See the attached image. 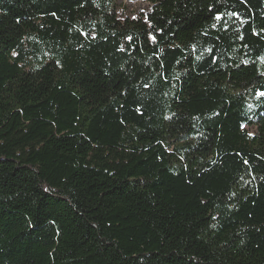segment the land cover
Here are the masks:
<instances>
[{
    "label": "trees",
    "instance_id": "1",
    "mask_svg": "<svg viewBox=\"0 0 264 264\" xmlns=\"http://www.w3.org/2000/svg\"><path fill=\"white\" fill-rule=\"evenodd\" d=\"M116 1L0 0V264H264V0Z\"/></svg>",
    "mask_w": 264,
    "mask_h": 264
},
{
    "label": "rangeland",
    "instance_id": "2",
    "mask_svg": "<svg viewBox=\"0 0 264 264\" xmlns=\"http://www.w3.org/2000/svg\"><path fill=\"white\" fill-rule=\"evenodd\" d=\"M174 0H117L114 13L123 27L136 24L148 25L153 15L174 4Z\"/></svg>",
    "mask_w": 264,
    "mask_h": 264
},
{
    "label": "snow or ice",
    "instance_id": "3",
    "mask_svg": "<svg viewBox=\"0 0 264 264\" xmlns=\"http://www.w3.org/2000/svg\"><path fill=\"white\" fill-rule=\"evenodd\" d=\"M217 19H220V17H219V16H217ZM261 95H264V93H261Z\"/></svg>",
    "mask_w": 264,
    "mask_h": 264
}]
</instances>
